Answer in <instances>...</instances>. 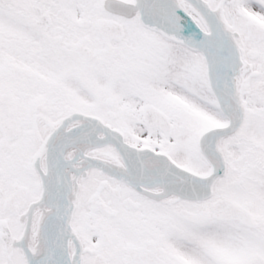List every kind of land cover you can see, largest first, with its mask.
Returning a JSON list of instances; mask_svg holds the SVG:
<instances>
[{"label":"snow or ice","instance_id":"obj_1","mask_svg":"<svg viewBox=\"0 0 264 264\" xmlns=\"http://www.w3.org/2000/svg\"><path fill=\"white\" fill-rule=\"evenodd\" d=\"M0 264H264V0H0Z\"/></svg>","mask_w":264,"mask_h":264}]
</instances>
